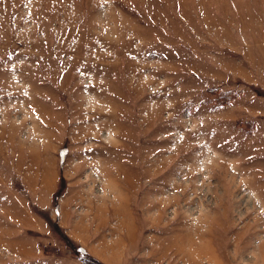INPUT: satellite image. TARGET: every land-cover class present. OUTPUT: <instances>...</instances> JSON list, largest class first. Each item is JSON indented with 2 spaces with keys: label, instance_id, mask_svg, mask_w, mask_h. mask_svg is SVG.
I'll list each match as a JSON object with an SVG mask.
<instances>
[{
  "label": "rangeland",
  "instance_id": "obj_1",
  "mask_svg": "<svg viewBox=\"0 0 264 264\" xmlns=\"http://www.w3.org/2000/svg\"><path fill=\"white\" fill-rule=\"evenodd\" d=\"M0 264H264V0H0Z\"/></svg>",
  "mask_w": 264,
  "mask_h": 264
}]
</instances>
